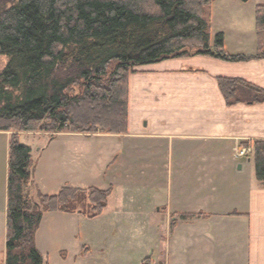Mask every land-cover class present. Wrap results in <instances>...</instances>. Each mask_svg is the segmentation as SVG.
I'll return each instance as SVG.
<instances>
[{
  "label": "trees",
  "instance_id": "obj_1",
  "mask_svg": "<svg viewBox=\"0 0 264 264\" xmlns=\"http://www.w3.org/2000/svg\"><path fill=\"white\" fill-rule=\"evenodd\" d=\"M214 1L0 0V57L8 59L0 72V132L11 134L4 264H47L35 245L43 215L94 219L112 191L64 187L32 201L31 149L19 143V134L124 135L128 79L137 68L193 56L241 62L224 51L222 33L211 38L206 11ZM254 16L255 58L264 60V5ZM215 80L226 107L264 103L262 88ZM244 146L264 185V140Z\"/></svg>",
  "mask_w": 264,
  "mask_h": 264
},
{
  "label": "crops",
  "instance_id": "obj_2",
  "mask_svg": "<svg viewBox=\"0 0 264 264\" xmlns=\"http://www.w3.org/2000/svg\"><path fill=\"white\" fill-rule=\"evenodd\" d=\"M248 2L252 0L245 3L231 0L229 8L224 10V17L229 19L232 14L253 17L255 9L252 13L248 12ZM253 2L255 8L264 5V0ZM233 10L238 13H233ZM217 33L224 36V51L241 56V62L228 63L193 56L137 68L128 79L127 133L106 136L132 142L135 139L156 143L171 140L181 144L175 151L177 161L174 173L168 170L169 178L163 187L168 197L174 190V199L153 202L146 212L140 209L153 220L162 234L159 249L164 246L163 250L169 254L173 249L174 255L165 254L166 259L173 256L174 264H264V185L255 179L251 148L244 146L264 140V103H239L226 107L215 80L219 77L242 79L264 89V60L255 58V32L246 38L237 32L228 37L223 29H214L210 22L211 38ZM0 136L3 137L0 244L4 245L5 254L7 147L10 134L0 132ZM183 144L191 149H182ZM127 146L133 152L140 148L134 146V142ZM242 149L250 150L243 156L247 159L245 163L238 162L243 158L238 155ZM117 156H120L118 152L112 164ZM192 159L200 160L197 167L187 161ZM106 185L100 188L112 189V185L109 184L108 188ZM195 186L196 190L210 186L211 199L201 200L197 197L199 191L186 193L187 188ZM144 187L141 184L140 189ZM219 188L222 192L215 194ZM108 200L109 197L101 215L104 213L109 218H116L117 223L125 220L122 215L128 218L135 213V210H129L130 197L126 204L123 199L115 204ZM116 227L113 236L118 235ZM85 250V255L79 253V257H90V250ZM62 259L65 261L66 254Z\"/></svg>",
  "mask_w": 264,
  "mask_h": 264
},
{
  "label": "rangeland",
  "instance_id": "obj_3",
  "mask_svg": "<svg viewBox=\"0 0 264 264\" xmlns=\"http://www.w3.org/2000/svg\"><path fill=\"white\" fill-rule=\"evenodd\" d=\"M230 1L215 0L207 9L206 15L213 28L223 29L228 37L233 32L241 33L244 38L254 34V13L251 18L247 14H232L229 19L224 17V10L229 8ZM253 1L246 5V10L251 13L255 9ZM233 13L238 12L233 10ZM7 60L0 57V72ZM18 140L21 145L31 149L33 171L29 193L32 201H37L38 193L51 196L64 187L106 190L100 187L107 184L108 188L110 184L112 191L108 201L115 204L123 199L126 204L130 197L129 210H135L133 216L128 218L122 215L121 218L125 220L119 223L116 218H109L104 213L91 220L79 216L44 214L35 234V245L47 264H141L146 258L152 264V260L155 263L174 264L173 256L169 260L165 258V254L174 255L173 249L170 254L163 250L164 246L159 249L162 234L145 212L153 202L174 199V190L172 196L168 197L163 187L169 178L168 170L174 173L177 161L175 151L181 145L178 141L156 143L135 139L134 146L140 148L133 152L127 146L132 141L106 134L61 133L52 137L49 134L20 133ZM2 143L3 137L0 136V157L3 154ZM181 147L191 149L187 144ZM116 152L120 156L112 164ZM246 160L243 157L238 162L245 163ZM187 161L197 167L200 160ZM191 182L194 183L193 179ZM140 183L145 185L143 189H140ZM187 189L186 193L189 194L199 191L197 197L201 200L211 199L210 186L200 190H196V186ZM221 192L219 188L215 194ZM140 209L145 212L142 213ZM115 225L118 235L113 236ZM83 248L90 250L87 259L79 257V253L81 256L86 253L80 252ZM63 252L66 254L65 261L61 257ZM3 254L4 245L0 244V264H3Z\"/></svg>",
  "mask_w": 264,
  "mask_h": 264
},
{
  "label": "built area",
  "instance_id": "obj_4",
  "mask_svg": "<svg viewBox=\"0 0 264 264\" xmlns=\"http://www.w3.org/2000/svg\"><path fill=\"white\" fill-rule=\"evenodd\" d=\"M249 151H250L249 149H242V150H240V151L238 152V155H239L240 157H243V156H245Z\"/></svg>",
  "mask_w": 264,
  "mask_h": 264
}]
</instances>
